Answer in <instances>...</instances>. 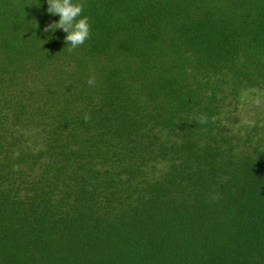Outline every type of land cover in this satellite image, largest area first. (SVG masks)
<instances>
[{
  "label": "trees",
  "instance_id": "obj_1",
  "mask_svg": "<svg viewBox=\"0 0 264 264\" xmlns=\"http://www.w3.org/2000/svg\"><path fill=\"white\" fill-rule=\"evenodd\" d=\"M74 2L0 0V264H264V0Z\"/></svg>",
  "mask_w": 264,
  "mask_h": 264
},
{
  "label": "clouds",
  "instance_id": "obj_2",
  "mask_svg": "<svg viewBox=\"0 0 264 264\" xmlns=\"http://www.w3.org/2000/svg\"><path fill=\"white\" fill-rule=\"evenodd\" d=\"M49 5L47 12L52 15H58L60 18L57 22H53L47 25L44 32H55L57 29H62L67 33L65 42L68 45V51L71 52L81 46H83L91 38V24L89 17L83 15L84 5L82 3L74 2V0H47ZM36 27H39L35 22ZM89 86H95V77H90L87 81ZM85 122L90 120V117L85 115ZM217 117L211 118L212 122H215ZM200 124H206L209 119L206 115H202L198 118ZM243 123L253 126L250 121H243Z\"/></svg>",
  "mask_w": 264,
  "mask_h": 264
},
{
  "label": "rangeland",
  "instance_id": "obj_3",
  "mask_svg": "<svg viewBox=\"0 0 264 264\" xmlns=\"http://www.w3.org/2000/svg\"><path fill=\"white\" fill-rule=\"evenodd\" d=\"M231 115L238 119L236 124L229 122L233 131L247 126L243 123L245 120L250 121L251 124L258 120V125L264 129V93L258 90H249L243 94L239 105L235 107Z\"/></svg>",
  "mask_w": 264,
  "mask_h": 264
}]
</instances>
